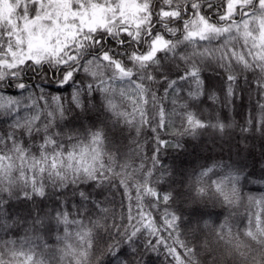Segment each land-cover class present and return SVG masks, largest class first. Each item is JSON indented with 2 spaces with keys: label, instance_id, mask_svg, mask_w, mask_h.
<instances>
[{
  "label": "snow or ice",
  "instance_id": "snow-or-ice-1",
  "mask_svg": "<svg viewBox=\"0 0 264 264\" xmlns=\"http://www.w3.org/2000/svg\"><path fill=\"white\" fill-rule=\"evenodd\" d=\"M249 184L264 0H0V264H264Z\"/></svg>",
  "mask_w": 264,
  "mask_h": 264
},
{
  "label": "trees",
  "instance_id": "trees-1",
  "mask_svg": "<svg viewBox=\"0 0 264 264\" xmlns=\"http://www.w3.org/2000/svg\"><path fill=\"white\" fill-rule=\"evenodd\" d=\"M208 142V136L204 135L201 136L200 138V143L202 144H206ZM191 143H195V142H191ZM191 143L189 144V154H185V156L183 157L184 160V167L191 169L193 167H196L200 164H211L213 159H220L221 154L220 153H213V152H206V151H201L199 148H195L193 149L191 147ZM259 144H257V146L253 149V152L255 154V156L258 158L259 156ZM224 158L227 159V155H224ZM253 157L249 156L248 159L251 160ZM168 163H171V161L169 160ZM260 175V169H259V165H257L256 167V176ZM246 191H251L254 194H259L260 192H264V187H262L259 184L253 185V184H249L247 185ZM243 223V221H241V224Z\"/></svg>",
  "mask_w": 264,
  "mask_h": 264
}]
</instances>
